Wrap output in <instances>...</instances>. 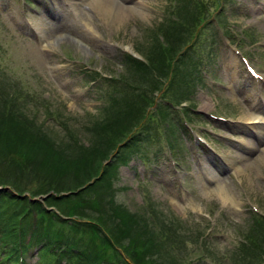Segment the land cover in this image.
I'll use <instances>...</instances> for the list:
<instances>
[{"label": "rangeland", "instance_id": "obj_1", "mask_svg": "<svg viewBox=\"0 0 264 264\" xmlns=\"http://www.w3.org/2000/svg\"><path fill=\"white\" fill-rule=\"evenodd\" d=\"M31 1L33 2L32 9L25 6L21 20L19 0H0V81L3 80L1 84L6 85L7 82L19 81L20 89L25 92L35 91L37 96L44 98L43 103H46L47 106L40 110L41 119H38V122L41 123H39L40 127L49 133H67L73 139H81L85 146L91 143L88 137L93 138L95 136H99L101 140H111L113 144L118 141L119 146L125 141L122 137L129 131H122L121 125L124 122L129 123L131 117L124 119L123 112L115 106L126 99L141 105L150 97L151 101L155 99L161 101L164 98L161 97L162 93L160 92L157 93L158 96L155 99L152 98L155 94L151 92V85L147 83V78L141 75L144 72L131 75L130 73L133 72H127L128 67L123 64L125 54L121 48L132 46L137 52L136 48L143 44L149 35L155 34L153 31H158L159 35L163 36L162 29L169 37H173L179 32L177 23L189 18V5H187L186 0L180 4L181 7L178 6L173 11L167 7L170 0H140L145 2L143 3V13L129 12L117 20L94 14L93 19L86 24L83 19L87 16L82 9L85 4L81 0H66V3L70 2L75 6L73 12L62 7L57 8V10L53 8L54 4L58 2L62 4L65 0H53L54 4L49 3L47 5L39 0ZM198 2H202L205 7L208 5L211 8L210 14L213 18L207 29L199 30L200 37L189 48V58L181 64L182 74L177 87L180 90L185 89L190 87L195 77L198 79L193 87L195 95L187 101L186 105L189 107L190 114L193 115L191 118L200 122V129L217 131L219 126L210 123L202 111L203 109L217 112L234 120L243 110L235 102V100H240L241 96L227 89L230 83L226 80L224 68L225 62L232 57L228 39L233 45L245 41L243 32L240 31L243 30L242 26L238 30L233 19L239 17L245 21L250 11L254 16H260L262 13L255 8L260 6V3H255L256 0H245L242 7L240 0H233L226 4V8L222 10L224 13L221 20L223 26L231 29L232 37H228L223 34V27L218 25L216 18L215 9L218 8L220 1L200 0ZM129 4L133 5L134 3L130 2ZM204 6L199 9L200 12L198 13L201 21L207 18ZM91 7L94 10V7ZM229 12L232 14L227 16L226 13ZM220 13L221 10L218 14ZM28 18L31 19L33 29L26 24ZM87 24H90L94 29H87ZM200 24L199 21L197 25ZM62 29V33H69L86 43L90 47L89 53L79 49L74 41H62L57 46H53L55 32H61ZM259 30L257 41L260 49L257 50L261 51L263 55L252 51L253 46L250 49L246 45L247 42H243L241 48L249 53L253 63L264 69V24H259ZM43 38L46 41V46L41 40ZM210 46L214 47L211 52ZM184 52L186 51L170 58L171 63ZM208 52L210 53L208 54ZM198 57H204V62L191 76L186 66ZM89 65L113 76L125 73V75L127 74L126 82L122 78L121 81H117V84L110 86L109 82H105V80L96 82L98 79L96 72L85 70ZM16 88L14 86L12 90ZM156 100L152 103L154 106L157 103ZM178 108H181V105ZM33 110L37 112L39 108L35 107ZM180 112L181 110L177 111L176 108L172 111L178 129L181 128ZM53 115L57 116L58 124L48 120ZM59 122H62L63 126ZM43 124L44 126H42ZM229 125L232 124L229 123ZM234 125L238 124L234 123ZM220 127L226 133L225 137L211 136L216 150L225 157L231 158L225 153L232 150L231 147H228V142H231L236 151L244 154L243 146L238 142L242 138L241 135H230L231 127L229 126L221 124ZM107 128L109 129L105 130ZM120 132L124 133L121 134ZM186 134V131L183 130L182 138L186 154L183 165H181L183 171H181L183 172L184 184L194 193L192 201L184 203V196L178 197L175 191L155 182L158 177L164 178L173 174L166 159V141L164 138H155V141L139 147L137 153L141 149L142 153L134 155L125 163L119 164L116 170L109 175V179L106 180L105 178L103 182L115 181L114 188L107 190L108 185L103 187L95 185L97 183L94 182L99 179V176L88 182L91 184V189L82 201V207L85 211L84 217H80L78 213L71 217L64 215L58 210L56 203L52 207H48L49 210L54 208L59 215L58 218L63 221L73 220L82 225L83 223L93 224L98 231L99 239H89L86 235L82 237L83 232L79 231L76 241L84 242L87 247L86 250L93 254L96 264L117 263L116 258L109 254L113 252L109 246L110 241L114 246L121 248L120 243L116 245L113 241L116 239L114 234L117 236V229L113 228L108 231L99 219L104 217L111 221L110 217L116 218V215L111 214L109 204L103 200L105 195L106 198L109 197L110 191L117 196L120 203L125 204L134 213H139V210L144 207L145 197L148 196L156 201L157 205L162 203L168 208L171 215L179 217L183 223L188 224L186 227H197L202 230L205 233L202 239L190 241L187 250L181 254L184 264L187 262L188 264H213L211 256H215L218 264H240L241 261L249 260L248 258L252 254L251 248L259 242L260 237H264V217H258L256 221L251 220L253 211L257 212L258 210L259 213H264V151L257 153L262 156L261 159L254 160L253 158L250 162L240 163L243 171L239 175L234 172L233 180L228 182L229 196L225 201L216 195L205 198L202 188L204 177L191 155L190 140L189 144H186L184 139ZM245 138L250 140L247 135ZM44 146L47 144L45 143ZM125 150L126 153L124 154L128 157L129 150ZM52 156L55 160L64 159L70 163L73 162L74 158L80 157L75 156L70 151H61L60 148L53 149ZM249 156L252 157V154ZM240 160L245 161V159ZM109 162L110 157L103 162L100 170H103ZM217 162L220 164L218 159ZM75 167L77 169V165ZM75 167L70 166L68 174H65L63 178H58L60 185L64 188L60 190V195L58 192L54 196L62 197L73 193L69 190L64 191L70 184L79 186V188H86L88 184L84 185L85 181L76 183L80 178L74 174L76 172ZM12 169L19 168L12 166ZM81 175L82 173L78 176ZM116 175L118 182L114 179ZM82 184L83 187H81ZM171 187L174 188L173 185ZM32 197H39L38 200L44 205L45 197H40V195H32ZM233 199L236 200L232 203ZM13 201L15 200H10V203ZM96 201L99 202L98 207H95ZM255 207L257 210L254 209ZM100 214L104 216H99ZM239 229H243V232L237 233ZM119 242L127 243L125 238L120 239ZM98 243L101 246H109V250L112 252L96 248ZM236 243L237 250L229 252L231 258L228 262H224L223 258L228 253L225 250L226 247H233ZM28 252L27 264H40L38 262L40 258L38 248L33 246L31 249L29 248ZM217 253H219V259H217ZM70 261L72 264H82L78 257H71ZM82 261L87 263L85 259Z\"/></svg>", "mask_w": 264, "mask_h": 264}, {"label": "trees", "instance_id": "obj_2", "mask_svg": "<svg viewBox=\"0 0 264 264\" xmlns=\"http://www.w3.org/2000/svg\"><path fill=\"white\" fill-rule=\"evenodd\" d=\"M166 59L167 54H163L164 63ZM152 60L153 57L150 58V63ZM142 69L148 70L143 67ZM2 82H0V184H9L21 191L20 193L27 191L33 196L52 190L55 193L59 192L58 195H60V190L64 187L60 185L58 178H63L65 174H68L70 166L77 165L74 174L80 179L76 183L85 181L83 184L87 185L99 176V179L94 182L97 183L95 185L102 187L108 185L107 190L114 188L115 181H103L105 178L109 179V175L116 170L117 166L125 162L122 151H118L103 170L100 169L103 162L111 157L120 146H118V141L113 144L111 140H101L99 136L88 137L91 143L85 146L81 139H73L67 133H49L42 129L41 123L38 122V119H41L39 114L41 105L37 96H24L20 88L12 90L14 86L18 87L17 84L7 82L6 85H1ZM35 107L39 108L37 112L33 110ZM115 107L123 112L124 119L131 117L129 123L124 122L121 125L122 131L129 130L122 137L127 140L130 135H133V129L138 126L132 111V103L126 99L120 101ZM60 124L63 126L62 122ZM138 131L140 133L141 129ZM135 141L138 139L136 138ZM45 143L47 146H44ZM56 148H60L61 151H70L80 157L74 158L72 163L64 159L55 160L52 151ZM12 166L19 169L14 170ZM81 173L82 175L78 176ZM114 179H117V175ZM90 186L91 184H88L83 189L70 184L64 191L69 190L73 193L62 197L54 196V193L46 202L48 205L56 203L58 210L69 217L75 216L76 213L84 217L82 201L91 189ZM76 190L79 192L75 193ZM110 193L109 197L106 198L105 195L103 200L109 204L111 214L116 215V218L110 217L111 221L104 217L99 219L108 231L113 228L117 229V236L114 234L116 239L113 240L115 244L120 243L125 254L136 264H177L178 256L174 253L175 251L178 253L176 249L181 242L179 240L176 243L172 239L175 233V237L179 238V229L174 227L177 221L167 220L156 210L146 207L140 209L139 213H134L125 204L120 203L112 191ZM7 195H0V264H19L22 259L21 252L26 256L28 248L33 244H43V261L47 264L50 251L61 252L66 251V245L67 247L77 246L76 238L79 231L83 232L82 237L86 235L89 239H99L98 231L92 223L82 225L73 220L63 221L54 211L45 209L39 202L31 203L27 199H15ZM12 199L15 201L10 203ZM98 204L99 202L96 201L95 207H98ZM28 238L36 243L25 245ZM124 238L127 241L126 244L119 242ZM259 242L264 247V237H260ZM97 246L96 248L103 251L109 250L110 246L113 249V252L109 250L112 252L109 253L111 257L119 259L117 253L114 252L117 246H114L112 241L109 242V246H101L99 243ZM164 255H169L171 259L161 260ZM81 257L87 263L82 261ZM78 258L79 262L96 264L93 254L86 249L80 253ZM257 262L259 259L241 261L240 264H256Z\"/></svg>", "mask_w": 264, "mask_h": 264}, {"label": "bare ground", "instance_id": "obj_3", "mask_svg": "<svg viewBox=\"0 0 264 264\" xmlns=\"http://www.w3.org/2000/svg\"><path fill=\"white\" fill-rule=\"evenodd\" d=\"M130 2H134V4L130 5L129 4ZM83 3L85 4V6L82 9L85 11V15L87 16L83 19L85 20V24L90 22L91 19H93L94 14L107 17V18L112 17L114 20H117L127 15L129 12H134V13L144 12V8H143L144 4L141 3L139 0L138 2L137 0H83ZM90 5L94 7L93 12H92V9H90ZM86 27L87 29H91V28L92 30L94 29L90 24H87ZM62 32H63V29L61 32H55L56 36L54 37V42L52 43L53 46H57L62 41H69V42L74 41L77 43L79 49L86 51V53H89L90 47L86 43L70 35L69 33H62ZM94 33L97 34L96 31H94ZM43 40L45 39L43 38ZM127 48L128 50L132 51L131 47H127ZM232 66L233 65L230 63L229 69ZM243 120L251 122L250 126L255 131V133L261 137L262 139L261 144L264 145V120L251 113L244 115ZM241 128L243 127L241 126ZM251 148L256 149L253 143H252ZM261 157L262 156L259 155L255 160H259L261 159ZM237 170L238 172L236 173V175L241 174V172L243 171L240 165H238ZM202 188L204 191L211 190V188L205 186L204 184H202ZM212 195H216L219 199H221L222 201H225L227 197L229 196V188L227 187V182L222 186H218L215 192H210L209 194H207L206 197H211ZM234 200L236 199H233L232 203L234 202Z\"/></svg>", "mask_w": 264, "mask_h": 264}]
</instances>
